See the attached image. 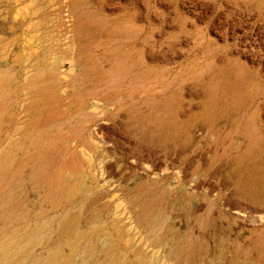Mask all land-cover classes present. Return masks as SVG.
<instances>
[{
  "label": "rangeland",
  "instance_id": "obj_1",
  "mask_svg": "<svg viewBox=\"0 0 264 264\" xmlns=\"http://www.w3.org/2000/svg\"><path fill=\"white\" fill-rule=\"evenodd\" d=\"M111 243L264 264V0H0V264Z\"/></svg>",
  "mask_w": 264,
  "mask_h": 264
},
{
  "label": "bare ground",
  "instance_id": "obj_2",
  "mask_svg": "<svg viewBox=\"0 0 264 264\" xmlns=\"http://www.w3.org/2000/svg\"><path fill=\"white\" fill-rule=\"evenodd\" d=\"M45 166V164H44ZM43 167V166H42ZM45 168V167H44ZM42 169V168H41ZM39 177V175H38ZM43 178V177H42ZM51 185V184H50ZM75 187V186H74ZM72 188V187H71ZM73 189H71L72 191ZM88 191V190H87ZM71 194V193H70ZM73 194V193H72ZM71 196V195H70ZM6 203H11V199L10 197L7 199ZM85 210L84 211H80L77 215H73V216H68L66 217L61 225H60V231L62 233H65V232H69L70 230L76 228L80 222V219H81V214H84L85 213ZM95 215V214H94ZM86 219V218H85ZM85 240V234H80L77 238L75 237V240L72 242V245H71V249L72 250H76L79 245L82 243V241ZM84 243V242H83ZM89 247V246H88ZM87 249H93L92 247H89ZM101 253H103V260L100 261L99 263H96V264H119L118 263V260H119V252H118V248L116 247V245L114 244H109L108 246H106V248L104 249V251H102ZM60 259V258H59ZM88 264H93V262H89Z\"/></svg>",
  "mask_w": 264,
  "mask_h": 264
}]
</instances>
